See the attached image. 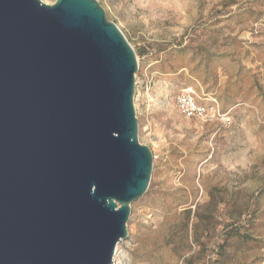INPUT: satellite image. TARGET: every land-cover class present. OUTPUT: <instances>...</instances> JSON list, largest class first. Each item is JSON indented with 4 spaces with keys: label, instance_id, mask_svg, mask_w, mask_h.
Here are the masks:
<instances>
[{
    "label": "water",
    "instance_id": "water-1",
    "mask_svg": "<svg viewBox=\"0 0 264 264\" xmlns=\"http://www.w3.org/2000/svg\"><path fill=\"white\" fill-rule=\"evenodd\" d=\"M137 70L96 0H0V264H112L152 172Z\"/></svg>",
    "mask_w": 264,
    "mask_h": 264
},
{
    "label": "rangeland",
    "instance_id": "rangeland-1",
    "mask_svg": "<svg viewBox=\"0 0 264 264\" xmlns=\"http://www.w3.org/2000/svg\"><path fill=\"white\" fill-rule=\"evenodd\" d=\"M96 1L136 54L153 157L112 264H264V0ZM186 87L208 119L178 112Z\"/></svg>",
    "mask_w": 264,
    "mask_h": 264
},
{
    "label": "built area",
    "instance_id": "built-area-1",
    "mask_svg": "<svg viewBox=\"0 0 264 264\" xmlns=\"http://www.w3.org/2000/svg\"><path fill=\"white\" fill-rule=\"evenodd\" d=\"M215 103V102H214ZM178 112L186 118L206 120L209 118V107L191 87L183 88L175 97Z\"/></svg>",
    "mask_w": 264,
    "mask_h": 264
}]
</instances>
